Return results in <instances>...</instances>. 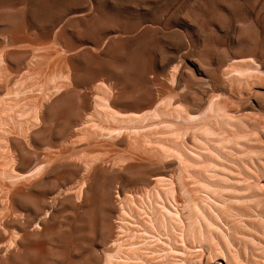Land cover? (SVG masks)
<instances>
[{
  "label": "rangeland",
  "instance_id": "rangeland-1",
  "mask_svg": "<svg viewBox=\"0 0 264 264\" xmlns=\"http://www.w3.org/2000/svg\"><path fill=\"white\" fill-rule=\"evenodd\" d=\"M68 1L0 0V264H264V0Z\"/></svg>",
  "mask_w": 264,
  "mask_h": 264
},
{
  "label": "bare ground",
  "instance_id": "bare-ground-1",
  "mask_svg": "<svg viewBox=\"0 0 264 264\" xmlns=\"http://www.w3.org/2000/svg\"><path fill=\"white\" fill-rule=\"evenodd\" d=\"M9 1H11L12 3H15V4H21V3H25V4H27V6H28V16H30L29 18H37L38 16L39 17H41V16H43L42 14H44L45 12H46V14L49 12V10L50 9H53V7H54V4L56 3V2H60V0H9ZM67 1V0H66ZM69 1H72V0H69ZM68 1V2H69ZM74 1V0H73ZM78 2H81V1H79V0H77ZM77 1H74L75 3L77 2ZM68 2H66V3H68ZM77 2V3H78ZM76 3V4H77ZM61 4H62V2H61ZM71 4V3H70ZM14 5V4H13ZM69 5V3L67 4V6ZM66 6V7H67ZM70 6V5H69ZM71 6H73V5H71ZM70 6V7H71ZM69 7V8H70ZM68 8V7H67ZM64 9V8H63ZM48 11V12H47ZM46 14H44V15H46ZM57 14V12H49V14L48 15H50L49 16V18H52L53 16H55ZM41 15V16H40ZM44 18H45V16H43ZM37 20H38V18H37ZM30 21V20H29ZM35 21V20H34ZM91 28V31L93 32L94 31V28L93 27H90ZM92 28H93V30H92ZM86 31H90V30H86ZM14 34V33H13ZM45 52V51H44ZM70 53V52H69ZM168 220V219H167ZM120 227V226H119ZM111 253V252H110ZM112 255V254H111ZM112 257L108 254V257H107V262L110 264L111 262H112Z\"/></svg>",
  "mask_w": 264,
  "mask_h": 264
}]
</instances>
